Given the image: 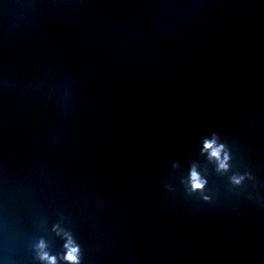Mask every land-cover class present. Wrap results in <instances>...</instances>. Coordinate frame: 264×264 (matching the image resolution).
Wrapping results in <instances>:
<instances>
[{"label":"water","instance_id":"1","mask_svg":"<svg viewBox=\"0 0 264 264\" xmlns=\"http://www.w3.org/2000/svg\"><path fill=\"white\" fill-rule=\"evenodd\" d=\"M69 237L80 264H264V0H0V264H71Z\"/></svg>","mask_w":264,"mask_h":264},{"label":"clouds","instance_id":"2","mask_svg":"<svg viewBox=\"0 0 264 264\" xmlns=\"http://www.w3.org/2000/svg\"><path fill=\"white\" fill-rule=\"evenodd\" d=\"M205 150L210 153V158L215 159L218 162L217 171L219 172H227L230 168L229 160L231 159L230 155L225 151V145L219 144L217 145L216 140L205 141ZM223 154V155H222ZM243 176H233L231 181L233 184H241L243 181ZM191 191H203L205 186L207 185V180L202 178L198 172L195 170L191 173ZM205 199H209V197H205ZM41 249L39 259L42 261H48L49 264H56V257L50 256L48 252L43 251L46 248V244L43 240L40 241L37 246ZM68 249L65 260L71 262V264H80L79 253L80 249L78 246H74V242L69 237L68 243L65 245Z\"/></svg>","mask_w":264,"mask_h":264}]
</instances>
